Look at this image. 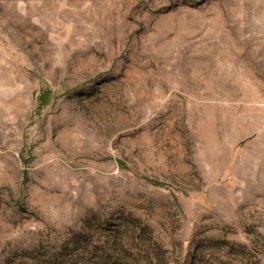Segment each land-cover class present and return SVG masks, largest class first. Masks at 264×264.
<instances>
[{"label": "rangeland", "instance_id": "374dc122", "mask_svg": "<svg viewBox=\"0 0 264 264\" xmlns=\"http://www.w3.org/2000/svg\"><path fill=\"white\" fill-rule=\"evenodd\" d=\"M0 264H264V0H0Z\"/></svg>", "mask_w": 264, "mask_h": 264}]
</instances>
